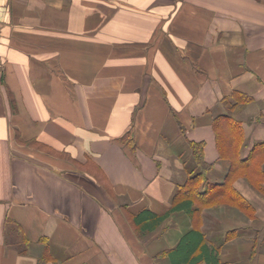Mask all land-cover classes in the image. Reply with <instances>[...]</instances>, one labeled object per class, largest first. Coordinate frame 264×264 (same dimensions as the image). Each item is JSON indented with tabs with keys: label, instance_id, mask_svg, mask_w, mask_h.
<instances>
[{
	"label": "crops",
	"instance_id": "0c3cea01",
	"mask_svg": "<svg viewBox=\"0 0 264 264\" xmlns=\"http://www.w3.org/2000/svg\"><path fill=\"white\" fill-rule=\"evenodd\" d=\"M227 112L243 159L264 141V0H0V264H174L193 228L220 264H264L263 154L232 181L241 208L131 220L199 173L190 140L223 181Z\"/></svg>",
	"mask_w": 264,
	"mask_h": 264
},
{
	"label": "trees",
	"instance_id": "16d2710c",
	"mask_svg": "<svg viewBox=\"0 0 264 264\" xmlns=\"http://www.w3.org/2000/svg\"><path fill=\"white\" fill-rule=\"evenodd\" d=\"M248 100L249 99H241L238 102L244 104ZM238 102L234 103V105ZM213 125L216 132V143L219 155L221 158L228 160L230 164L223 181L220 183H206V177H202L203 173L200 172L190 179H187L182 184L177 185L176 191L172 197V205L166 212L156 214L148 209H143L139 213L131 216L132 224L137 233L141 234L143 232L153 231L173 210L184 209L192 213L193 211L200 210L203 205L213 203L217 196L223 197L222 195H228L229 199L224 200L240 207L238 201L241 197L238 192L232 188V178L237 175V170L241 166L244 167V165H249L257 155H264V141L254 145L249 154L242 159L238 157L239 152L237 148L236 150L233 149V145L236 143L238 147V144L242 140L238 121L234 120L229 112L218 113L214 117ZM118 141L132 149L136 146L130 132L118 138ZM189 144L192 148L195 161L201 168H209L210 164L206 163L204 160V143L202 141L190 140ZM197 181L198 185H196ZM201 186L203 190H200ZM240 203L245 202L241 199ZM219 250L220 249L214 245L208 244L205 236L199 229L193 228L185 233L180 238L176 247L169 250L168 253H171L174 264H220L218 258Z\"/></svg>",
	"mask_w": 264,
	"mask_h": 264
},
{
	"label": "rangeland",
	"instance_id": "374dc122",
	"mask_svg": "<svg viewBox=\"0 0 264 264\" xmlns=\"http://www.w3.org/2000/svg\"><path fill=\"white\" fill-rule=\"evenodd\" d=\"M55 154H57V153H55ZM209 168H210V167H209ZM209 168H207V169H206V168H205V169H204V168H201V169H200L199 173H200V172L203 173V176H202V177H206L207 172L209 171ZM226 173H227V172H226ZM237 175H238V174H237ZM237 175H236V176H237ZM236 176H234V177L232 178V181L235 179ZM190 178H191V177H188L187 179H190ZM187 179H186V180H187ZM232 181H231V185H232ZM201 183H202V182H201ZM201 183H200V184H201ZM196 185H198V181L196 182ZM213 204H214L213 207H221V206H225V207H230V208H235V209L237 208V206H235V205L232 204V203L229 204V203H228L227 201H225L224 199H223V200H222V199H221V200H218V201L214 202ZM203 207H205V205H203L201 208H203Z\"/></svg>",
	"mask_w": 264,
	"mask_h": 264
}]
</instances>
